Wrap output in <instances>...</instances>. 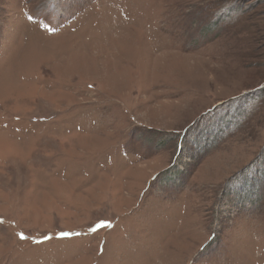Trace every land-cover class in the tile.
<instances>
[{
	"label": "rangeland",
	"instance_id": "rangeland-1",
	"mask_svg": "<svg viewBox=\"0 0 264 264\" xmlns=\"http://www.w3.org/2000/svg\"><path fill=\"white\" fill-rule=\"evenodd\" d=\"M0 264H264V0H0Z\"/></svg>",
	"mask_w": 264,
	"mask_h": 264
},
{
	"label": "water",
	"instance_id": "water-1",
	"mask_svg": "<svg viewBox=\"0 0 264 264\" xmlns=\"http://www.w3.org/2000/svg\"><path fill=\"white\" fill-rule=\"evenodd\" d=\"M198 120V119H197ZM195 124V122L194 123H192L191 125H190V127L188 126L186 129H185V133L186 132H188L191 128H192V126Z\"/></svg>",
	"mask_w": 264,
	"mask_h": 264
}]
</instances>
